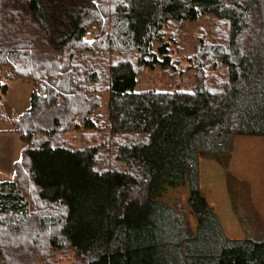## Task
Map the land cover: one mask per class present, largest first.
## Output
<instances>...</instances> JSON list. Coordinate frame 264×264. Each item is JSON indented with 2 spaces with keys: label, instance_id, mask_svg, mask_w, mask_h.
<instances>
[{
  "label": "trees",
  "instance_id": "obj_1",
  "mask_svg": "<svg viewBox=\"0 0 264 264\" xmlns=\"http://www.w3.org/2000/svg\"><path fill=\"white\" fill-rule=\"evenodd\" d=\"M204 15L227 35L199 40L196 85L138 90L140 68H174L166 26ZM210 69L226 73L218 88ZM14 79L33 92L0 180V264L69 250L75 264H264V238L227 237L200 178L202 158L231 174L235 137L264 136V0H0V94ZM103 94L111 141L72 148L70 131L103 129ZM184 183L195 230L156 198Z\"/></svg>",
  "mask_w": 264,
  "mask_h": 264
},
{
  "label": "rangeland",
  "instance_id": "obj_2",
  "mask_svg": "<svg viewBox=\"0 0 264 264\" xmlns=\"http://www.w3.org/2000/svg\"><path fill=\"white\" fill-rule=\"evenodd\" d=\"M227 28L221 20L212 15H204L197 21L184 20L180 23L168 24L165 28V40L169 42V53L174 61V68H140L138 90H191L196 85V75L190 69L199 40L224 42ZM97 34L92 30L89 39L93 40ZM226 42V41H225ZM95 60L94 56L91 57ZM86 56L81 59H91ZM207 83L213 87H220L225 80L226 73L223 69L208 70ZM96 87L101 91L102 84L99 81ZM33 83L21 79L9 82V90L6 94H0V130L13 127L15 117L23 114L31 107V95ZM107 94L102 95L103 129L100 131H70L65 136L69 146L76 148L88 144H99L102 141H111L112 137L106 120ZM0 132V147L6 144L12 148V154L16 146L11 141L12 136H2ZM19 137V136H17ZM16 141V140H15ZM3 144V145H2ZM104 151V150H103ZM110 159L111 150H105ZM204 184L202 193L209 205L218 215L221 225L227 237L240 239L252 237L264 238V136H236L234 150L230 163L231 174L214 159L203 158ZM13 170L7 167L0 172V180L11 179ZM202 187V179H201ZM157 199L175 207L181 203L185 208L190 224L195 230L197 218L192 213L188 202L189 187L187 183L177 186H165L157 195ZM59 211L56 205L51 207ZM51 209V210H52ZM61 211V210H60ZM75 256L72 251L56 253L50 264H75Z\"/></svg>",
  "mask_w": 264,
  "mask_h": 264
},
{
  "label": "crops",
  "instance_id": "obj_3",
  "mask_svg": "<svg viewBox=\"0 0 264 264\" xmlns=\"http://www.w3.org/2000/svg\"><path fill=\"white\" fill-rule=\"evenodd\" d=\"M29 82V81H28ZM13 127L8 128V129H1L0 132H2V136L7 135V136H12L11 141H13L15 143V148L16 151L14 152V155L12 154V148H10L8 146V144H6V140L10 141V138L4 139L3 137V142L4 145L3 147H0V172L3 173V169L4 168H10V172L11 169L15 172V164L18 160H20L21 156H22V152H23V148H24V144L21 141L20 137L16 132L12 131ZM16 140V141H15ZM203 158L200 161V178L202 179V187L201 190H203V184H204V177H203ZM14 172H13V176H14ZM13 178V177H12ZM7 180V179H5Z\"/></svg>",
  "mask_w": 264,
  "mask_h": 264
}]
</instances>
